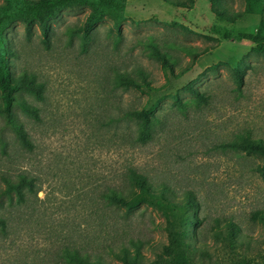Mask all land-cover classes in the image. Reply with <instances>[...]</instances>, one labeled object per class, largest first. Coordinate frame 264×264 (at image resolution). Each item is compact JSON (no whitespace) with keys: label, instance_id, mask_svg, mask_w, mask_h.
I'll use <instances>...</instances> for the list:
<instances>
[{"label":"rangeland","instance_id":"1","mask_svg":"<svg viewBox=\"0 0 264 264\" xmlns=\"http://www.w3.org/2000/svg\"><path fill=\"white\" fill-rule=\"evenodd\" d=\"M226 1L241 14L234 24L219 22L206 0H196L190 9L163 0H128L119 31L105 19L87 39L79 28L88 8L64 11L52 23L49 44L37 24L12 25L7 35L18 58H9L18 72L45 82L46 93L44 101L31 98L40 120L21 115L31 150L0 118V190L5 176L25 174L36 185L22 201L0 202V264H74L68 249L121 264L108 248L131 240L143 241V253L154 259L152 245L167 243L165 216L148 205L110 207L101 197L110 186L122 187L128 167L170 185L178 196L193 192L200 203L199 226L190 232L210 255L204 264H234L213 236L228 223L239 226L249 242L239 253L264 256V225L255 217L264 211L262 158L222 147L239 135L264 139V55L254 53L250 42L222 39L225 30L255 31L261 17L246 14L243 0ZM151 38L172 55L177 73L191 69L159 92L123 94L127 106L153 109L158 118L150 141L126 142L112 127V69L142 68L152 85H164L161 64L148 46ZM167 44L175 46L165 49ZM178 45L208 52L193 62ZM231 59L242 63L241 86L227 65ZM187 87L208 101L196 107Z\"/></svg>","mask_w":264,"mask_h":264},{"label":"trees","instance_id":"2","mask_svg":"<svg viewBox=\"0 0 264 264\" xmlns=\"http://www.w3.org/2000/svg\"><path fill=\"white\" fill-rule=\"evenodd\" d=\"M128 0H4L0 4V118L5 120L6 126L15 134L19 144L31 150L33 142L21 115L29 119L40 120L41 113L31 98L39 101L45 100L46 84L39 80L36 74L27 71L18 72L14 61L18 58L16 49L12 45L7 31L15 22L23 23L28 29L37 24L46 44L50 43L53 33L52 23L59 19L61 14L68 9L88 8L89 13L79 28L83 37L87 39L94 27L105 19L112 20L115 30H120L124 21V14ZM166 3L182 9H190L196 0H163ZM211 7L216 19L225 24H234L241 14L234 12L226 0H206ZM245 13L261 17L255 31L225 30L223 40L235 43L244 41L254 45L252 51L264 55V0H243ZM148 42L152 55L160 62L166 83L161 86L152 85L149 74L142 68L134 73L122 67L112 69V127L118 138L126 142L146 143L150 141L158 124L153 109L146 107L134 108L127 106L123 101V94L140 92L152 94L167 87L172 79H178L191 69V66L178 71L174 69L172 55L167 50H162L153 42ZM174 44H167L174 47ZM197 61L208 52L200 50L197 46L178 45ZM240 64L234 59L227 62L231 67L239 86L243 84L240 74ZM195 94L193 103L196 107L208 101V97L197 90L187 87ZM180 105L183 103L179 100ZM224 149L233 152H244L262 158L260 172L264 176V139L254 138L250 135H239L234 140L222 145ZM5 188L0 190V202L3 198L9 200H24L27 192L35 190V180L28 175L20 174L14 177H4ZM107 206L118 209L133 210L141 205H148L160 211L166 218L167 243L152 245L154 259L149 260L142 249L145 243L141 240H131L122 244L116 250L108 248L109 255L121 264H199L209 259L208 251L196 242L199 235L193 236L190 228H198L197 212L200 203L192 191L183 192L178 196L174 188L166 183H154L147 176L140 173L136 167H128L122 187L110 186L101 195ZM264 225V211L255 214ZM0 224H4L0 218ZM214 238L224 249H228L229 256L234 264H264V256L252 259L239 253V248L245 242L241 229L234 223H228L226 228L218 226L213 232ZM66 257L74 264H108L101 254H90L78 249L66 251Z\"/></svg>","mask_w":264,"mask_h":264}]
</instances>
